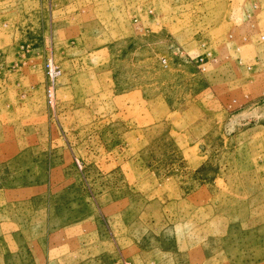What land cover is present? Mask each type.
Segmentation results:
<instances>
[{"label": "rangeland", "instance_id": "374dc122", "mask_svg": "<svg viewBox=\"0 0 264 264\" xmlns=\"http://www.w3.org/2000/svg\"><path fill=\"white\" fill-rule=\"evenodd\" d=\"M247 1L0 0V264H264Z\"/></svg>", "mask_w": 264, "mask_h": 264}, {"label": "built area", "instance_id": "2783aa9c", "mask_svg": "<svg viewBox=\"0 0 264 264\" xmlns=\"http://www.w3.org/2000/svg\"><path fill=\"white\" fill-rule=\"evenodd\" d=\"M248 7L246 8V10H244V17H245V22L250 23V21L252 20V18L254 16H256L258 13H262L264 14V0H248ZM150 12L152 13L153 11L150 10ZM243 33V32H242ZM242 38L246 39L247 35L241 34ZM262 38L264 39V34L262 35ZM205 56H211L212 52L211 51H207L205 54ZM204 58L200 57L199 61L203 62ZM163 63H166V60H163ZM49 75L52 79H55V77L60 73V71L56 68V66L54 64H49ZM202 70H205V67H202ZM52 90L49 89V94H48V98L50 102H53V94L51 92Z\"/></svg>", "mask_w": 264, "mask_h": 264}]
</instances>
